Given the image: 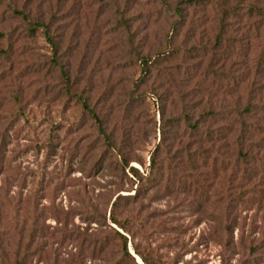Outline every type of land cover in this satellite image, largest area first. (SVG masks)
<instances>
[{
	"label": "rangeland",
	"instance_id": "1",
	"mask_svg": "<svg viewBox=\"0 0 264 264\" xmlns=\"http://www.w3.org/2000/svg\"><path fill=\"white\" fill-rule=\"evenodd\" d=\"M116 232L264 264V0H0V264H135Z\"/></svg>",
	"mask_w": 264,
	"mask_h": 264
},
{
	"label": "trees",
	"instance_id": "2",
	"mask_svg": "<svg viewBox=\"0 0 264 264\" xmlns=\"http://www.w3.org/2000/svg\"><path fill=\"white\" fill-rule=\"evenodd\" d=\"M29 25L30 26V29H36V27H44V32H45V35L46 37L49 39V41L51 43H53V41L48 37V32H47V29L46 27L44 26V24H41V23H38V22H34V23H31L29 22ZM147 60H144V63L146 64ZM101 129V128H100ZM101 133H103V130L101 129ZM133 169V168H132ZM133 171H135V169H133ZM137 171V170H136ZM112 219V222L116 223L118 222V220H116V218H114V216L111 217ZM118 234V236L122 239L121 243H122V246H123V250H124V253L125 255L131 259L135 264H139L137 262V260L135 259V256H133L132 254H130L128 251H127V240L125 238V236H123L122 234L116 232ZM134 251L135 253L137 254V256L139 257V259H141V262L142 264H154L151 260H149L146 256H144L142 253H140L136 248H134Z\"/></svg>",
	"mask_w": 264,
	"mask_h": 264
},
{
	"label": "water",
	"instance_id": "3",
	"mask_svg": "<svg viewBox=\"0 0 264 264\" xmlns=\"http://www.w3.org/2000/svg\"><path fill=\"white\" fill-rule=\"evenodd\" d=\"M134 256V255H133ZM138 262V261H137ZM139 263V262H138ZM140 264V263H139Z\"/></svg>",
	"mask_w": 264,
	"mask_h": 264
}]
</instances>
